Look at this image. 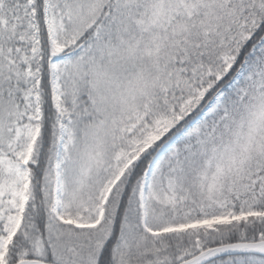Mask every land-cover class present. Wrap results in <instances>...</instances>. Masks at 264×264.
I'll list each match as a JSON object with an SVG mask.
<instances>
[{
    "label": "snow or ice",
    "instance_id": "snow-or-ice-1",
    "mask_svg": "<svg viewBox=\"0 0 264 264\" xmlns=\"http://www.w3.org/2000/svg\"><path fill=\"white\" fill-rule=\"evenodd\" d=\"M0 264H264V0H0Z\"/></svg>",
    "mask_w": 264,
    "mask_h": 264
}]
</instances>
